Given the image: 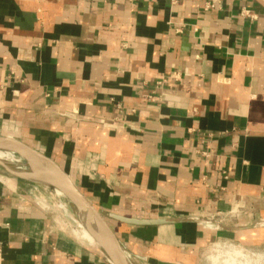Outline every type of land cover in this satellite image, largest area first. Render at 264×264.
Returning a JSON list of instances; mask_svg holds the SVG:
<instances>
[{
  "label": "crops",
  "instance_id": "obj_1",
  "mask_svg": "<svg viewBox=\"0 0 264 264\" xmlns=\"http://www.w3.org/2000/svg\"><path fill=\"white\" fill-rule=\"evenodd\" d=\"M0 136L57 162L134 264H201L202 218L264 217V0H0ZM0 247L113 264L3 189Z\"/></svg>",
  "mask_w": 264,
  "mask_h": 264
},
{
  "label": "rangeland",
  "instance_id": "obj_2",
  "mask_svg": "<svg viewBox=\"0 0 264 264\" xmlns=\"http://www.w3.org/2000/svg\"><path fill=\"white\" fill-rule=\"evenodd\" d=\"M2 189L29 197L48 207L55 224L60 229L74 234L73 228H80L81 219L77 217L71 202L66 201L60 192L61 196L58 202L53 195L44 190V187L23 182L6 173L0 166V190ZM36 191L39 193H37L38 195H44L45 199L37 198V195L34 194ZM258 216L257 214L250 217H245L243 214L238 215L237 218H233L236 219L234 221L236 226L230 232L224 225L226 223L220 221V232L207 243L201 264H264V217ZM209 225L213 229L217 227L216 224L209 223ZM85 237L84 241L89 243V236ZM94 246L96 247L97 244Z\"/></svg>",
  "mask_w": 264,
  "mask_h": 264
},
{
  "label": "water",
  "instance_id": "obj_3",
  "mask_svg": "<svg viewBox=\"0 0 264 264\" xmlns=\"http://www.w3.org/2000/svg\"><path fill=\"white\" fill-rule=\"evenodd\" d=\"M0 150L17 154L24 160V166L29 168L26 171L18 170L0 160V166L6 173L21 181L52 185L62 191L74 205L77 217L85 220V228L95 237L109 260L113 264H134L105 215L95 207L57 162L11 136H0Z\"/></svg>",
  "mask_w": 264,
  "mask_h": 264
},
{
  "label": "bare ground",
  "instance_id": "obj_4",
  "mask_svg": "<svg viewBox=\"0 0 264 264\" xmlns=\"http://www.w3.org/2000/svg\"><path fill=\"white\" fill-rule=\"evenodd\" d=\"M0 160L4 161L5 163L9 164L10 166L14 167L15 169L22 170V171L29 170V168H27L26 166H24V161H23L22 158L16 156L15 154H13V153H11L9 151L0 150ZM23 182L44 187L45 188L44 190L46 192H48V194L50 193L51 195H53L58 202H59V199H60V196H61L60 193H61L62 194V197L66 201H68L70 203V201L67 199V197L65 196V194L62 191H60L59 189H57L56 187L52 186V185H47V184H42V183H31V182H27V181H23ZM35 188H34V190H37ZM37 193H38L37 191L34 192V194L37 195V198L39 197L40 199H45L44 195H38L39 193L38 194ZM71 205L75 209V207H74V205L72 203H71ZM84 224H85V220H81L80 221V228L79 229L73 228L72 231H73L74 235L77 238H79V240H81L83 242H86V241H84L83 238H86L85 236H89V244H91V246L92 245L94 246V244H97V240L95 239L94 236H92L89 233V231L85 228V225ZM96 247H99V245L97 244Z\"/></svg>",
  "mask_w": 264,
  "mask_h": 264
},
{
  "label": "built area",
  "instance_id": "obj_5",
  "mask_svg": "<svg viewBox=\"0 0 264 264\" xmlns=\"http://www.w3.org/2000/svg\"><path fill=\"white\" fill-rule=\"evenodd\" d=\"M206 7L207 8H214L215 6L212 3H207V6ZM243 14L252 17L249 10H246L245 9V11L243 12ZM176 76H177V78H179V74H177ZM44 207H46V206L44 205ZM46 208H48V207H46ZM202 221L203 222L207 221L208 223L216 224L217 226L220 225V222L218 220H216L214 216L213 217H209L207 219L206 218H202ZM0 256H1V247H0ZM0 259H1V257H0Z\"/></svg>",
  "mask_w": 264,
  "mask_h": 264
}]
</instances>
